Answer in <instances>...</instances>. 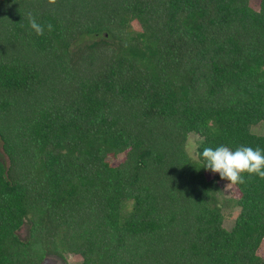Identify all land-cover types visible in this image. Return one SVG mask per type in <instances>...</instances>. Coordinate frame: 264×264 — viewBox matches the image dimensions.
<instances>
[{
	"label": "trees",
	"instance_id": "16d2710c",
	"mask_svg": "<svg viewBox=\"0 0 264 264\" xmlns=\"http://www.w3.org/2000/svg\"><path fill=\"white\" fill-rule=\"evenodd\" d=\"M250 1L0 0V264H264V179L185 149L264 150Z\"/></svg>",
	"mask_w": 264,
	"mask_h": 264
},
{
	"label": "clouds",
	"instance_id": "9594fccd",
	"mask_svg": "<svg viewBox=\"0 0 264 264\" xmlns=\"http://www.w3.org/2000/svg\"><path fill=\"white\" fill-rule=\"evenodd\" d=\"M29 26L36 35L44 34L45 25L38 23L31 14ZM46 27L49 32L53 30L51 23ZM188 151L195 152L197 158H202L205 161L203 168L219 174L221 180L227 181V186L244 184L245 175L264 179V150L259 147L239 146L233 150L221 145L216 148L206 147L200 152L198 146L193 143L188 147Z\"/></svg>",
	"mask_w": 264,
	"mask_h": 264
},
{
	"label": "rangeland",
	"instance_id": "374dc122",
	"mask_svg": "<svg viewBox=\"0 0 264 264\" xmlns=\"http://www.w3.org/2000/svg\"><path fill=\"white\" fill-rule=\"evenodd\" d=\"M258 4V0H252L250 1V5L252 7H256ZM137 25L135 23H133L131 25V36L134 37L137 33H139L140 31L137 29ZM251 131L253 133H256V134H263L264 133V125H260L258 126L257 128L256 127H252L251 128ZM200 137H198L196 134H189L188 135V138H187V143H186V146H185V149L187 151V153L189 154L190 157H192L193 159H197L196 157V153L195 152H192L190 153L188 151V147L191 145V144H195L197 145L200 141ZM210 176V175H208ZM220 199L221 201H223L224 203L226 204H229L231 200H233V198H236L238 196V193L237 191L235 190L234 187L232 186H227V184L225 185H221V190H220ZM231 204V203H230ZM232 208L228 207V205L225 207L224 209V214L226 217H228L227 219L224 220V225L227 227L231 222L228 221L230 217H232V215L235 214V209L232 210ZM24 234V230L21 231V235ZM257 254L259 256H261L262 258H264V240L262 241L258 251H257ZM70 260H71V257H70ZM47 264H53L52 262H48ZM70 264H79V259L75 258V257H72V260L70 261Z\"/></svg>",
	"mask_w": 264,
	"mask_h": 264
}]
</instances>
